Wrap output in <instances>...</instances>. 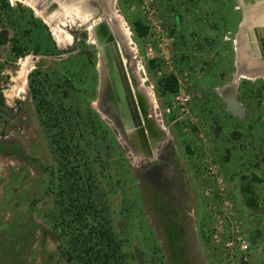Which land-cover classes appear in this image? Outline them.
Masks as SVG:
<instances>
[{"label":"rangeland","instance_id":"rangeland-1","mask_svg":"<svg viewBox=\"0 0 264 264\" xmlns=\"http://www.w3.org/2000/svg\"><path fill=\"white\" fill-rule=\"evenodd\" d=\"M26 2L0 0V264L69 261L52 217L58 144L67 170L102 194L96 222L111 226L126 264H264V80L235 75L249 0H116L164 136L147 149L94 108L99 50L79 18L66 47L44 21L62 7L39 15ZM168 76L174 94L159 86ZM234 95L241 115L225 102Z\"/></svg>","mask_w":264,"mask_h":264},{"label":"water","instance_id":"water-1","mask_svg":"<svg viewBox=\"0 0 264 264\" xmlns=\"http://www.w3.org/2000/svg\"><path fill=\"white\" fill-rule=\"evenodd\" d=\"M33 1L36 9L41 10L43 15H46L49 11L54 9L59 10L61 7L73 3L80 4L83 9L91 13L89 19L80 26L86 31L89 30L88 33L91 34V36L93 35L92 37L95 38L96 42V34H99L100 36V41L97 42L98 45H96L97 49L99 48L98 50L102 60L100 63L101 73L99 72V74L103 87V99L105 105H109V108H111L110 111H112L114 115L112 120H114L116 124L118 123L119 127L121 126L127 131L135 130L137 134H139L140 141L146 140V136H148L150 143H153V145L161 141L164 136L149 120L147 111L144 108L145 106L143 107L144 101L138 94H135L134 97L132 95L129 82L126 78L125 69L121 62L119 50L122 49L123 55H125L128 60L126 67L128 70L130 54L126 51L127 49L123 43V37L119 31L115 16L113 15L111 0ZM249 3L250 5L245 9V13L242 17L241 23L243 25L246 24V16L253 14L254 11L259 8L264 7V0H249ZM252 24L253 27L251 31H253L255 35H257V32H260V30H264V24L257 23V21H252ZM256 48L257 51L254 56H258L257 58L259 60H257L259 62L256 63L255 68L260 70L259 72L251 71V77H261L264 79V41L262 42V39L258 38ZM242 68L243 67L240 65L237 67V70L241 71ZM129 72L131 73V71ZM227 99L228 101L225 100L227 105H230L229 103L232 102L235 106L237 105L240 111H242L235 95L234 98L233 96H229Z\"/></svg>","mask_w":264,"mask_h":264},{"label":"trees","instance_id":"trees-1","mask_svg":"<svg viewBox=\"0 0 264 264\" xmlns=\"http://www.w3.org/2000/svg\"><path fill=\"white\" fill-rule=\"evenodd\" d=\"M5 7H9L8 3H5ZM132 29L137 39L147 36V28L140 21L134 22ZM12 50L16 56L23 53L17 46H13ZM150 66H153L152 61ZM159 86L163 93L174 94L177 89L176 79L173 76L165 77L159 82ZM2 104L0 94V105ZM70 128L73 130L72 126ZM57 147L61 159L58 163L63 164V169L60 168L62 175L57 187V205L52 217L58 222L57 225L61 226L59 231L63 232L62 240L69 254V261L64 264H126L122 261V245L120 240L113 236L111 226L108 227V222L106 225L96 222L99 216L97 207L102 206L99 210L104 209L102 194L96 195L88 180L80 176L75 168L67 170V146L58 144ZM83 180L86 181L85 185H82Z\"/></svg>","mask_w":264,"mask_h":264},{"label":"bare ground","instance_id":"bare-ground-1","mask_svg":"<svg viewBox=\"0 0 264 264\" xmlns=\"http://www.w3.org/2000/svg\"><path fill=\"white\" fill-rule=\"evenodd\" d=\"M27 1L28 2H26V3L32 5L33 7L35 6L34 5L35 3L33 0H31L32 1L31 3L29 2V0H27ZM115 4H116V0H111L112 12H113V15L115 16V19L117 21L119 31L123 37V43L127 49V44L125 42V39L126 40L130 39V31L127 29V26L125 25L122 17L118 15V13L115 9ZM83 10H85V9H83L80 4L73 3V4H69L67 6L62 7V11H60L61 12L60 14L52 13V14H49L48 16H46L44 18V21L46 22V24L48 25V27L51 30L50 32H52V35L54 37L53 39L58 44L64 43V45L66 47L71 46L73 39L71 37V34L69 33V30L71 29V27L73 25H75L77 23V21H76L77 19H75V16H77L79 18V21L81 23H84L85 21H87L89 19L90 15H91V13H89L88 11H86V10L83 11ZM38 14L40 15V14H42V12L38 11ZM251 16H252V18H251ZM246 19L247 20H246L245 25H243L241 23L242 27H241V31L239 32L238 41H237V52H238L237 59L238 60L236 61V66L239 67L241 65L243 68L240 71V70H237V67H236V71H237L236 78L238 79V78L242 77V78L256 79L257 77H251L252 75L250 72L251 71L259 72L260 69L255 68L256 63H258L259 61L257 59H254L255 58L254 54H256L255 53L256 47H255V43H254L255 41H252L250 38V34H251V29L253 27L252 21H257V23L264 24V7H261L258 10H255L253 14L246 16ZM89 29H91V28H89ZM245 29H247V30H245ZM262 33H263V31H262ZM92 36H90V40L94 41L95 44L98 45L97 42L100 41L99 34H96L97 42H96L95 38ZM92 41H91V43H92ZM263 41L264 40H262V42ZM238 42L240 43L239 45H238ZM119 49H120V47H119ZM119 53L121 55V57H120L121 62H122V64H124L123 67L125 69V74H126V78H127L128 82H129V86L131 85L130 88H131L132 95L134 97V94L136 93L144 99V104L146 105V108H148L147 109L148 113H150L149 118L152 119L154 110L156 108L153 96L149 92V90L146 88V86L144 84L145 83L144 79L142 77H139V74H138L139 69L135 68V65L130 60H129V63H130L129 64V70L126 69L127 64H128V60L124 57L125 55H123L122 49L119 50ZM132 55L133 54L130 53L131 57H132ZM99 60L101 63L102 60L100 58V54H99ZM27 67H28L27 64L23 65L21 67V71L19 73L20 78H22V79L24 78V76L27 72ZM100 71H101V67L99 65V72ZM129 71H132V72L130 73ZM19 80L20 79H17V80L14 79V81L16 83H19L18 82ZM235 81H236V79H235ZM233 85L236 86V82H234ZM16 89H17V91L21 90L22 89L21 85L16 86ZM100 90H101V106H102V102L104 104H105V102L103 99L104 93H103V87H102L101 81H100ZM93 106L95 109H97V111L100 113V115L103 118L104 117L106 118V116L111 118V116L109 115V112L107 111L108 109H109V111L111 110V108H109L108 104L105 105L107 107V109L104 107L106 110L100 106L99 100L94 101ZM231 111H232V109H231ZM110 113L113 114L112 111H110ZM128 131H131V132L133 131L135 133L132 137L135 138L142 145V147L151 148V146L149 145L151 143L148 139V136H146V140L140 141L141 139L139 137V134H137V132L135 130H128ZM146 142H147V145H146Z\"/></svg>","mask_w":264,"mask_h":264},{"label":"flooded vegetation","instance_id":"flooded-vegetation-1","mask_svg":"<svg viewBox=\"0 0 264 264\" xmlns=\"http://www.w3.org/2000/svg\"><path fill=\"white\" fill-rule=\"evenodd\" d=\"M248 7V6H247ZM245 9H246V7L245 8H243V13H245ZM242 26L240 25V28H241ZM263 30V29H262ZM262 30H260V32H257V35H255L254 33H253V31H251V34H250V38H251V40L252 41H255L254 43H255V47L257 46V41H258V38H260V39H262V40H264V30H263V33H262ZM257 49V48H256ZM255 49V52L257 51ZM258 56L257 55H255V58L254 59H258L257 58ZM241 59V58H240ZM259 60V59H258ZM124 65V64H123ZM245 67V66H244ZM246 68V67H245ZM247 69V68H246ZM235 75H236V73H235ZM235 75H234V77H235ZM248 79H250V78H248ZM256 79H262L261 77L260 78H256ZM256 79H252V80H256ZM264 80V79H263ZM130 87H131V85H130ZM100 90V89H99ZM136 94V93H135ZM134 94V95H135ZM140 96V95H139ZM141 97V96H140ZM234 98V97H233ZM98 99H99V104H100V106H101V90L99 91V95H98ZM141 99L144 101V99L141 97ZM231 104H232V102H231ZM145 106V107H144ZM101 107H103V109H105L106 108V106H105V104L102 102V106ZM105 107V108H104ZM143 107L145 108V110L147 111V109L148 108H146V105L144 104L143 105ZM231 107H232V109H233V111H235V113H238L239 115H241L242 114V111H240V110H238V112L236 111V106L234 107L233 105H231ZM106 110V109H105ZM147 114H148V111H147ZM112 116L114 117V115L112 114ZM245 189H246V187H245Z\"/></svg>","mask_w":264,"mask_h":264},{"label":"built area","instance_id":"built-area-1","mask_svg":"<svg viewBox=\"0 0 264 264\" xmlns=\"http://www.w3.org/2000/svg\"><path fill=\"white\" fill-rule=\"evenodd\" d=\"M177 99H179V98H177ZM187 101V99H185V102Z\"/></svg>","mask_w":264,"mask_h":264}]
</instances>
